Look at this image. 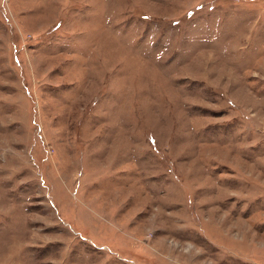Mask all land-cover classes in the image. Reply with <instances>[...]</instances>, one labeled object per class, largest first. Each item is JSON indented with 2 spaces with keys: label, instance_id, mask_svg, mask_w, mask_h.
<instances>
[{
  "label": "rangeland",
  "instance_id": "1",
  "mask_svg": "<svg viewBox=\"0 0 264 264\" xmlns=\"http://www.w3.org/2000/svg\"><path fill=\"white\" fill-rule=\"evenodd\" d=\"M0 264H264V0H0Z\"/></svg>",
  "mask_w": 264,
  "mask_h": 264
}]
</instances>
